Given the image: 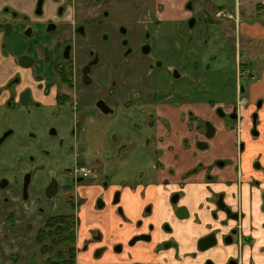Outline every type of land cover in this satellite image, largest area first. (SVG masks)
Here are the masks:
<instances>
[{"label": "flooded vegetation", "instance_id": "1", "mask_svg": "<svg viewBox=\"0 0 264 264\" xmlns=\"http://www.w3.org/2000/svg\"><path fill=\"white\" fill-rule=\"evenodd\" d=\"M191 3V0H187L182 7L187 14L191 12L186 18L187 24L194 15ZM119 4L121 9L109 11L110 6ZM123 6L124 0H0V210H7L10 215L41 213L45 206V211L49 210L48 206L54 198L63 196V201L56 208L64 211L56 215L73 216L74 260L77 258V233L82 235L81 230L91 224L92 211L98 214L108 206L105 195L110 189L114 186L135 188L140 182L144 186L156 183L154 178H147L149 175L123 178L113 183L110 181L114 177L104 176L106 178L91 182L109 165L96 159L93 166L88 167L80 160L81 138L77 136V132L85 119V115L81 114L97 112L110 117L113 114L135 111L137 118H124L126 128L120 138L118 135L113 136L112 131L111 147L117 150L136 146L153 148L157 156L154 167H159L156 147L166 143L168 139V136L155 135L158 121L168 128L167 121L159 114L171 108L170 102L174 98L177 99L175 103L179 108L188 103V84L181 81L178 85L173 81L182 78L178 70L184 67L165 69L161 79L154 80L152 76L157 72V64L150 57V26L166 21L158 19L157 22H146L138 17L134 22L132 17L130 26H126L119 21V16L124 11ZM114 11L118 15L111 13ZM222 40L230 48H235L232 58H228L232 49H229L225 58L234 63L232 97H228L222 106H216L217 102L208 103H212L216 119L224 124L231 123L236 128L235 165L237 178L240 180L242 144L238 123L243 120L240 111L251 108L247 121L252 135L258 136L259 114L264 109V95L245 101L247 105H243L241 99L246 90L245 85L258 81L257 73L262 71V63L257 61L258 65L254 66L253 62L256 60L247 59L250 52L246 50L241 54L243 66L238 65L235 58L240 52L236 53L235 38L232 41L226 38ZM217 43L218 39H215L212 45ZM186 48L193 58L192 63H198L203 51L201 43L196 47L188 44ZM253 67L257 69L254 70ZM226 71L225 68L219 69V84L211 83V91L230 93L231 79L225 75ZM206 84L200 83L196 88L197 92ZM62 112L66 114L65 125L68 127L64 137L58 136L53 125L56 123V114ZM44 114H51L52 120L46 122ZM183 114H187L189 123L196 122L195 130L199 133L200 120L194 115V111H182L177 119L178 124L183 123ZM112 120H115L114 125L121 122L119 117H113ZM131 120L133 122L129 124ZM207 123L215 133L214 125L207 121L203 125L204 135ZM179 134L182 135V131ZM65 140L71 154L75 155L73 168L68 165L60 168L59 153ZM198 142L204 143V140L201 138L196 143ZM167 146L169 149L173 148V140ZM207 146L208 144L206 148ZM216 166L223 165L218 163ZM201 167L196 164L180 176H175L173 172L171 176L175 179L165 180L160 184L166 188L171 185L174 190L167 198L170 210L160 214L162 221L157 225L149 223L145 232L132 235L126 243L111 246L102 244L103 239L98 229H90L82 239L78 254L84 256L82 259L91 258L93 263L89 264H101V260L112 262V257L121 260L113 264H172L168 253L171 250L177 252L176 236L179 234L188 241L200 225L198 218L194 224L184 225L188 212L186 207L180 206V201L184 197V188L190 185L188 179L194 177ZM254 168H259L258 163H255ZM209 169L206 168L204 178L205 192H211L210 185L214 179L209 174ZM56 170L59 173L56 174ZM118 172L119 176L120 171ZM111 175L114 176V170H111ZM115 180L116 178L113 179ZM93 192L97 195L92 196ZM225 194H212L210 197L214 209L209 212L208 223L203 227L208 232L197 239L196 252L188 255L197 261L200 259L197 256L201 254L204 257L201 259L202 264H219L215 260L218 261L224 253L221 244L228 247L237 242L241 247L251 240L243 237L240 208L233 209L237 195L230 194L227 201ZM120 195L119 190H114L111 204L117 207V214L126 221L122 208L117 206ZM263 197L264 192L261 208ZM115 200L117 203L114 204ZM151 211L152 208L148 206L144 215L150 216ZM261 212L264 213L262 209ZM231 222L235 225H231ZM142 225L141 220L136 222L137 228ZM224 228L228 231L221 235ZM135 248L137 250L133 256ZM239 254L241 250H238ZM155 256L160 257L158 263L153 261ZM136 258L146 260L139 261ZM179 259L176 254L174 263H179ZM225 264L241 263L237 257L228 258Z\"/></svg>", "mask_w": 264, "mask_h": 264}, {"label": "rangeland", "instance_id": "2", "mask_svg": "<svg viewBox=\"0 0 264 264\" xmlns=\"http://www.w3.org/2000/svg\"><path fill=\"white\" fill-rule=\"evenodd\" d=\"M186 1L124 0V11L121 14L122 16H119L120 23L126 26H130L129 21H131L132 17L134 22L138 17H142V20L146 22H157L158 19L166 21L150 26L152 47L150 57L157 64V72L152 74L153 79H161L165 69L179 68L181 66L184 68L179 69L178 73L182 75V78L180 80H171L178 85L181 81L188 84V103L184 107L179 108V105L175 103L177 99L174 98L170 102L172 103L171 108L165 111L167 114H181L182 111L192 108L195 102L212 101L223 103L228 100V97H232L234 63L232 60L228 61L227 59L229 58L230 60L232 58L235 48H230L224 44L223 38L229 39V41L235 38L236 53L240 52V54L237 53L238 56L235 58V62L238 65L243 66L244 59H242L241 54L246 52V50L250 52L247 59L256 60V62H253L254 66L258 65L257 61L260 62L261 58L258 41H252L249 44L238 33L244 23H258L263 27L261 34L263 36L262 39H264V5L261 0H191L193 7L191 11L194 13L193 18L195 19L191 29L188 27L186 20L181 21L178 18L169 17V13L175 9L176 3L177 7H179ZM121 4L110 6L109 11L121 9ZM111 13L115 16L118 15L117 11ZM190 13L187 16L191 15ZM213 22L216 24H211ZM215 39H218V43L212 45ZM199 42L203 47V51H201L202 55L198 63L194 64L186 46L190 44L196 47ZM256 44H258L257 47H255ZM229 49H232L230 56L225 59L227 52L229 53L230 51ZM206 67L209 68V71L206 70ZM220 68L227 69L225 75L231 79L230 93L220 94L209 89L211 83L219 84L218 72ZM253 69L256 70L257 67H253ZM200 83L207 84L204 88L198 89L199 91L197 92L196 88ZM65 115L63 112L56 114V123H53L58 136L61 137L65 136L68 128L65 125ZM81 115H85V119L83 126L77 132V136L81 138L79 149L80 152L82 151V155L79 156L78 154L76 156H79L80 160L88 167L93 166L96 159H100L101 163L109 165V168L104 167L103 171L96 175L94 177L95 180L91 182H97L99 178H106L104 176L116 178L115 181H113L114 178L110 181V183H113L121 181L123 178L133 179L134 177L154 174L151 168L156 164L157 156L153 148L136 146L126 149V151L111 147L112 131L114 132L113 136L118 135L120 138L126 128L124 118H137L135 111L113 114L110 117L97 112ZM51 117V114H44L46 122H50L52 120ZM113 117H119L121 122L114 125L115 120H112ZM199 120V135L205 144H209L213 136L209 139L205 137L203 125L211 120ZM132 122L131 120L129 124H132ZM194 147L198 154L199 152L208 151V149L199 151L197 143ZM59 156L61 161L60 168L66 165L71 168L74 167L75 155L74 153L71 154L67 140L64 141ZM202 159L204 161L207 158L202 157ZM218 163L221 162H216V164ZM213 167H215V164ZM115 169L120 171L119 176L118 170ZM111 170H114V176H110ZM57 173H59V170H56ZM62 201L63 196L54 198L48 206L49 210L45 211L47 209L45 206V210L41 213L10 215L7 210H0V264H53L56 261L54 252L41 253L42 245H48L49 242L44 241L42 244H38L36 234L47 217L63 213L64 210L62 208H56V205ZM78 258L79 256H77ZM47 261L51 263H47ZM215 262L218 263L216 260Z\"/></svg>", "mask_w": 264, "mask_h": 264}, {"label": "crops", "instance_id": "3", "mask_svg": "<svg viewBox=\"0 0 264 264\" xmlns=\"http://www.w3.org/2000/svg\"><path fill=\"white\" fill-rule=\"evenodd\" d=\"M161 1L163 2L164 0ZM183 5L184 3L177 7L176 3L175 9L169 13V17L173 19L178 18L181 21L186 20L187 12L182 10ZM261 29H263V27L258 23L246 22L238 32L248 43L249 41H258L261 54L260 63H262V71L260 70L259 73H257L258 81L245 85L246 90L242 95V98H244L242 102L243 105H247V101L249 102L257 96L264 95V39H262ZM258 44H256L255 47H257ZM206 69L209 70L208 67H206ZM215 105L222 106L223 103L217 102ZM189 109L194 111V115L198 120H211L215 127L213 138L206 148L208 151L199 152V154L196 151L194 146L198 140H201V137L198 131L195 130L196 122L189 123L187 114H183L182 124H178L177 122L179 114H167L165 112L167 109L163 111V114H159L167 121L168 128L164 127L158 121L156 123L155 135L158 137L168 136V139L166 143L157 145L156 150L159 155L160 166H152L151 170L154 171V176H150V174L147 177L154 178L156 183H150L148 186H144L143 183L140 182L138 183L139 186L135 188L114 186L106 193L105 200L108 206L98 214L92 211L90 214V219L92 220L91 224L86 227L85 230H81L82 235L80 234L79 236L77 233L75 247L77 248L76 256H79V258H76V264L93 263L91 258L82 259L84 256L81 257L78 254L82 239L87 236L90 229H98L103 239L102 244L111 246L116 243H126L132 235L145 232L149 223L157 225L158 222H161L162 216L160 214L164 213L166 210H170L167 198L174 189H172L171 185L166 188L160 184L165 180L171 181L175 179L171 176L173 172L175 176H180L182 172L190 170L196 164H200L203 169L194 177L188 179L190 185L183 190L184 197H182L180 201V206L186 207L188 212V218L186 222H184L185 224L183 223L184 225H186V223L194 224L196 218L199 219L198 224L200 225L198 228L196 227L188 241L179 234L176 236V240L178 241L177 252L171 250V253H168V257H170V260L172 259V264H202L201 259H204V257L201 256V254L197 256L200 258L197 261L191 259L188 255L196 252L197 239L208 232V230H203V227L208 223L209 212L214 209V206L210 202V197L212 194H220L223 192L226 193L225 196L227 201H229L228 196H230V194L235 193V195H237V202L233 204V209L236 210V208H240L239 214H241L240 222L243 235L251 240L242 244L241 247L237 242L228 245V247H226L225 244H221L220 247L223 249L224 253L218 260V263L225 264L228 258L238 257L241 264H264V213H262L260 209L262 194L264 192V109L259 114L260 124L258 126V136L252 135L250 132V125L247 121L251 108L240 111V116L243 118V120L238 123L242 144L240 149V180L237 178L235 165L237 154L235 143L236 128L231 123L225 122L224 124V122L216 119L213 114L214 108L212 103H208V101H200L197 105ZM179 131H182V135L179 134ZM181 139H184L183 143ZM172 140L173 148L169 149L167 144ZM180 145L182 146L180 147ZM202 157L207 159L203 161ZM216 162H221L223 166H216ZM255 163H258L259 168H254ZM214 164L215 167H213ZM206 168H210L209 174L214 178L210 185L211 192H205L206 185L204 184V178L207 174ZM114 190L120 191L121 195L117 206L122 208L126 221H123L117 214V207L111 204V194ZM96 195V192L92 193V196ZM148 206L152 208V211L150 216H145V208ZM91 210L93 209L91 208ZM138 220H141L143 223L140 228L136 227V222ZM230 224L233 226L235 225L234 222ZM212 225H214V222H212ZM182 229L183 228H181V230ZM226 229L227 228L221 230V235L228 231V229ZM238 247L240 248L238 249ZM136 250L137 248L132 252L133 256ZM238 250H241V254L239 255ZM176 254L180 258L179 263H174ZM112 258V262L101 260L100 263L113 264L121 262V260H117L118 258ZM159 259L160 257L155 256L153 261L158 263ZM136 260L145 261L146 259L136 258Z\"/></svg>", "mask_w": 264, "mask_h": 264}, {"label": "trees", "instance_id": "4", "mask_svg": "<svg viewBox=\"0 0 264 264\" xmlns=\"http://www.w3.org/2000/svg\"><path fill=\"white\" fill-rule=\"evenodd\" d=\"M36 241L42 244L41 253H53L56 261L53 264H75V228L73 216L53 215L47 217L36 234ZM47 263H51L47 261Z\"/></svg>", "mask_w": 264, "mask_h": 264}, {"label": "water", "instance_id": "5", "mask_svg": "<svg viewBox=\"0 0 264 264\" xmlns=\"http://www.w3.org/2000/svg\"><path fill=\"white\" fill-rule=\"evenodd\" d=\"M194 22H195L194 18H191L188 21V27L189 28H192L193 25H194ZM219 111H220V109L217 110V112H219ZM206 126H207V129H206L205 137L207 139H209V138H211L213 136L214 129L212 128V126L209 123H207ZM197 148L200 149V150H202V149L206 148V144L205 143L198 142L197 143ZM113 203L115 204V203H117V201L115 200ZM261 209L264 212V197H263V205H262V208ZM228 243H230V242H228Z\"/></svg>", "mask_w": 264, "mask_h": 264}, {"label": "built area", "instance_id": "6", "mask_svg": "<svg viewBox=\"0 0 264 264\" xmlns=\"http://www.w3.org/2000/svg\"><path fill=\"white\" fill-rule=\"evenodd\" d=\"M261 3L264 4V0H261Z\"/></svg>", "mask_w": 264, "mask_h": 264}]
</instances>
